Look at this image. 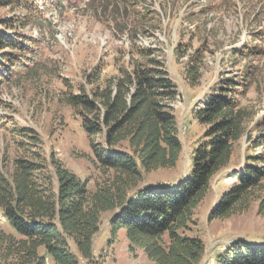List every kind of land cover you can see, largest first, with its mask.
Returning <instances> with one entry per match:
<instances>
[{
    "label": "trees",
    "instance_id": "trees-1",
    "mask_svg": "<svg viewBox=\"0 0 264 264\" xmlns=\"http://www.w3.org/2000/svg\"><path fill=\"white\" fill-rule=\"evenodd\" d=\"M37 1L45 8L54 3L0 0V9H19L27 15L0 21V86L16 78L17 68L30 69L35 65L29 62L39 60L40 40L19 32L31 21L43 22ZM132 46L131 53L116 58L115 74L93 71L63 97L89 143L99 176L93 190L89 180L82 181L57 161H53L56 193L37 160L16 159L8 172L0 167V212L8 225L6 231L0 224V264H80L81 260L91 264L102 216L113 212L112 236L124 231L131 252L142 251L153 264H202L205 245L190 237L196 227L195 211L215 178L230 167L244 138L250 148L231 174L236 182L209 219L243 214L256 202L264 216V119L250 129L253 114L243 104L253 86L254 70L248 67L242 76L222 78L195 110L194 119L204 131L193 151L190 174L174 187H141L143 174L176 167L182 143L172 108L176 87L162 53L135 42ZM198 71L199 66L192 67L190 79L196 80ZM18 134L24 150L39 143L32 130ZM215 264H264V246L236 241L216 257Z\"/></svg>",
    "mask_w": 264,
    "mask_h": 264
},
{
    "label": "rangeland",
    "instance_id": "rangeland-1",
    "mask_svg": "<svg viewBox=\"0 0 264 264\" xmlns=\"http://www.w3.org/2000/svg\"><path fill=\"white\" fill-rule=\"evenodd\" d=\"M60 2L54 0L45 8L37 1L43 22L31 21L19 32L40 40L39 60L36 64L29 62L35 65L30 69L17 68L16 78L0 86V167L4 171H11L13 162L21 157L37 160L56 193L58 179L53 161H57L82 181L89 180L93 190L99 176L91 163L89 143L80 120L63 103V97L70 88L83 84L93 71L102 70L104 76L115 74L116 58L131 53L134 42L162 53L176 87L172 108L182 143L176 167L143 174L141 187H174L190 174L193 151L204 131L195 121L194 112L204 105L222 78L242 76L248 67L254 70L253 86L243 104L253 114L250 129L263 121L264 0ZM26 16L23 10L0 9V21ZM196 66L198 75L192 80L188 71ZM23 130H32L39 143L21 148L23 141L18 132ZM248 148L250 144L244 138L235 149L230 167L215 178L195 211L196 227L190 237L201 239L205 245L202 264H215L216 257L236 241L264 246V216L258 213V202L243 214L225 220L209 219L219 199L236 182L231 174L244 162ZM113 215L102 216L91 264H153L142 251L129 250L124 231L112 236ZM0 224L8 231L1 212ZM71 250L76 252L73 245ZM80 264L86 263L81 260Z\"/></svg>",
    "mask_w": 264,
    "mask_h": 264
}]
</instances>
